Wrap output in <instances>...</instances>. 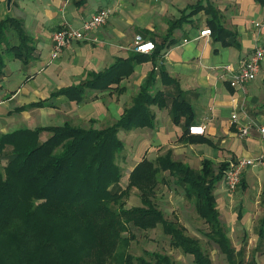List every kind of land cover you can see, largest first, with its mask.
<instances>
[{"label":"crops","instance_id":"1","mask_svg":"<svg viewBox=\"0 0 264 264\" xmlns=\"http://www.w3.org/2000/svg\"><path fill=\"white\" fill-rule=\"evenodd\" d=\"M199 3L202 6L197 13L169 32L171 24L185 10L192 12L193 6ZM211 4L218 11L220 22L235 33L227 38L232 44L217 39L213 32L201 35L210 28L211 14L207 10ZM101 8L111 9L108 20L97 29L86 31V38L72 41L60 56L52 58L54 31L67 23L80 27ZM0 15L22 19L36 48L29 63L22 61L24 65L20 69H24L22 77H25L13 91L14 71L7 69L6 62L0 77V91L4 92L0 95V104L13 102L18 97L21 102L7 116L19 106L48 99L62 88L85 82L92 74L132 60V73L120 83L103 89L87 87L81 100L62 94L51 99L52 106L40 108L48 109L50 115L63 113L64 123L106 127L117 122L134 105L152 74L151 90L153 94L162 93L167 105H149L155 114L153 127L123 129L121 136L128 150L125 167L129 175L144 158L156 160L169 151L174 160L196 170L204 167L205 160L212 161L217 170L223 162L255 159L243 176L244 201L240 202L236 219L242 223L243 235L250 234L254 245L251 258L246 261L264 264V137L257 129L259 125L264 126V61L257 78L244 87H232L222 76L225 65L239 69L258 42L264 45L262 3L258 0H14L8 6L1 0ZM137 33L154 40L158 49L151 53L137 52L134 49ZM178 97L187 101L193 112L175 122L172 104ZM235 112L238 120L232 117ZM249 122L256 126L253 125L248 136H241L238 128ZM195 124L206 125V133L191 134L189 127ZM167 173L161 172L160 178H166ZM221 181L223 185L215 189V196L222 220L219 201L223 199L228 204L229 199L225 177ZM166 182L165 185L169 183L168 178Z\"/></svg>","mask_w":264,"mask_h":264},{"label":"trees","instance_id":"2","mask_svg":"<svg viewBox=\"0 0 264 264\" xmlns=\"http://www.w3.org/2000/svg\"><path fill=\"white\" fill-rule=\"evenodd\" d=\"M258 1L264 5V0ZM201 6L202 3L193 6L189 13L185 10L169 32ZM207 11L211 14L209 26L213 34L232 44L227 38L235 33L220 22L214 5ZM35 50L33 37L25 30L22 19L0 15V77L6 66L4 53L27 64L34 58ZM132 70V60L122 61L90 75L79 85L62 88L48 99L19 106L15 111L52 106L51 99L62 94L81 100L85 88H109ZM153 79L151 74L134 105L112 125L84 127L66 121L61 125L0 131V160L11 147L4 172H0V264H175L168 254L158 251H147L148 257L128 252L135 238L128 234L131 226L150 230L159 225L171 237V245L192 254L196 264H212L200 241L189 236L180 222L167 219L156 204L159 185L167 183L166 178H160L165 171L184 186L188 198L195 200L200 217L210 227L208 237L218 244L229 264L251 263L242 252H236L217 207L216 185L225 177L230 162H223L216 170L212 161L205 160L204 167L196 170L174 160L169 151L156 160L144 158L131 171L127 186L113 189L123 177L117 157L125 142L119 131L153 127L155 114L149 105H167L162 93L153 94ZM172 112L175 122H179L182 115L191 116L193 110L178 97L173 101ZM133 188L139 190L142 204L128 207L126 200Z\"/></svg>","mask_w":264,"mask_h":264},{"label":"rangeland","instance_id":"3","mask_svg":"<svg viewBox=\"0 0 264 264\" xmlns=\"http://www.w3.org/2000/svg\"><path fill=\"white\" fill-rule=\"evenodd\" d=\"M4 3L6 5L7 0H4ZM138 34L141 33H137L136 36ZM14 41H16V38H14ZM13 57L14 56L8 53L5 54L6 62L9 63L7 69L14 71V85L11 88L12 91L18 87V85L22 82V79H24L25 77H22L24 69H20L23 64L22 61ZM11 60H15V62H12ZM1 94H4V92L0 91V95ZM20 103V98L18 97L13 102L11 101L8 103L0 104L1 132L6 133L19 128H36L42 125H61L64 123L62 115L63 113L58 112L55 115H50V111H48V109L46 108H39L38 111L25 110L22 112L12 110L13 113H10V115L7 116V112L10 111V109L15 108V106L20 105ZM26 111L29 112L25 113ZM9 117L13 118L11 119ZM73 121L77 122V120L75 119H73ZM80 125H83V123L81 122ZM123 132L124 130L121 129L119 135L120 138L124 140V136H121ZM44 136H48V133H44ZM126 151H128L127 146H125L124 150L120 154H118L117 157V162L120 164L123 171V177L121 183L113 187L114 190H121L128 184L127 182L129 172L125 167ZM10 153L11 147H8L5 155L0 160V172H4V168L10 156ZM247 168L248 167H246V169ZM255 168L257 167L255 166ZM245 170L243 171V176ZM165 175L166 178H168L169 183L167 185H165L164 183H161L159 185L155 202L164 211L166 218L178 221L183 226H185L187 234L200 241L205 252L209 254L212 260V264H229L226 256L222 253L218 244L208 237L207 232L210 231V227L205 222V220L200 217L195 206V200L190 199L186 196L184 186L182 184H179L174 176H171L169 173ZM222 185L223 181L218 182L216 189H221ZM225 186L228 190V204L225 203V200L223 199H220L219 201L224 226L231 237L236 252H243L245 260H250L254 249V245L250 242L251 235L246 234L245 238V236L243 235L244 231L241 228L242 223L236 219V211L239 210V206L241 205L240 202L244 201L242 195L243 193L241 191V184L236 190H230L227 183ZM126 202L128 207L141 205L142 202L139 190L133 188L131 190V195L126 200ZM257 227L258 223L256 225V229ZM128 234L135 235V238L132 240L128 248V252L132 253L135 256H147V251H158L164 254H168L175 264H196L194 261V256L192 254L186 253L182 248H176L171 245V237L164 232L162 225H159L157 228L150 230H143L136 226H131V231Z\"/></svg>","mask_w":264,"mask_h":264},{"label":"built area","instance_id":"4","mask_svg":"<svg viewBox=\"0 0 264 264\" xmlns=\"http://www.w3.org/2000/svg\"><path fill=\"white\" fill-rule=\"evenodd\" d=\"M110 8H101L90 18H86L80 27H76L67 23L58 28L53 33L52 58H56L62 54L64 49L74 40L86 38V31L95 30L101 24L105 23L110 17ZM212 31L207 28L201 32V35H211ZM157 44L154 40L146 39L143 35L138 34L134 40V49L140 53H151L155 51ZM264 61V45L260 42L254 48L252 55L242 64L239 69L234 70L231 65L224 66L222 76L229 82L232 87H244L251 81L255 80L261 71L262 62ZM233 119L238 120V113L233 114ZM252 123L242 125L238 128L241 136H248L253 128ZM256 126V125H255ZM257 129L264 137V126L259 125ZM191 134L203 135L206 133V125L195 124L189 127ZM256 162L253 158H239L229 164L225 172V180L230 190H236L243 179V171L246 167Z\"/></svg>","mask_w":264,"mask_h":264},{"label":"water","instance_id":"5","mask_svg":"<svg viewBox=\"0 0 264 264\" xmlns=\"http://www.w3.org/2000/svg\"><path fill=\"white\" fill-rule=\"evenodd\" d=\"M13 1H14V0H8V1H7L8 6H11V4H12Z\"/></svg>","mask_w":264,"mask_h":264}]
</instances>
